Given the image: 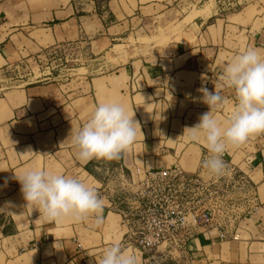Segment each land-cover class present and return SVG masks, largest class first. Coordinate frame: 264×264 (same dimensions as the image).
<instances>
[{
    "label": "crops",
    "instance_id": "crops-1",
    "mask_svg": "<svg viewBox=\"0 0 264 264\" xmlns=\"http://www.w3.org/2000/svg\"><path fill=\"white\" fill-rule=\"evenodd\" d=\"M186 1L0 0V67L24 52L77 44L88 45L93 55H115L121 47L120 56L126 55L107 74L56 84L52 90L30 84L0 96V208L9 205L0 211V264H98L114 241L134 253L138 264H153L152 255L131 238L122 213L129 202L121 189L134 187L137 168L178 166L198 172L207 149L184 135L209 111L198 89L216 86L225 100L216 115L227 120L235 98L220 80L224 66L247 48L264 53V0L248 1L232 14L216 5L209 15L184 22L191 12L189 5L186 13L182 10ZM110 101L125 104L143 133L114 167L118 188L96 176V159L81 161L71 144L94 107ZM225 154L246 175L260 209L240 218L236 239L219 238L215 228L194 231L186 244L191 261L184 264H264V134ZM28 167L96 188L105 204L102 222L95 217L50 222L26 206L15 174ZM169 247L164 242L153 251L187 254Z\"/></svg>",
    "mask_w": 264,
    "mask_h": 264
},
{
    "label": "clouds",
    "instance_id": "clouds-1",
    "mask_svg": "<svg viewBox=\"0 0 264 264\" xmlns=\"http://www.w3.org/2000/svg\"><path fill=\"white\" fill-rule=\"evenodd\" d=\"M220 80L234 92L235 105L227 120L216 115L225 103L220 91L216 86L214 91L201 87L198 91L209 111L194 126L184 129L190 142L205 146L208 154L202 167L217 178L228 171L223 157L230 147H240L250 137L264 133V53L255 48L244 49L224 66ZM138 134L143 135L140 123L125 104L102 102L71 136V144L83 162L113 160L130 148ZM15 179L21 185L26 206L38 209L50 222L66 219L82 222L90 217H95L97 224L102 222L103 198L96 188L78 178L28 167L15 174ZM8 208L6 204L0 211ZM98 264H138V261L134 253L114 241L104 249Z\"/></svg>",
    "mask_w": 264,
    "mask_h": 264
},
{
    "label": "rangeland",
    "instance_id": "rangeland-1",
    "mask_svg": "<svg viewBox=\"0 0 264 264\" xmlns=\"http://www.w3.org/2000/svg\"><path fill=\"white\" fill-rule=\"evenodd\" d=\"M248 1L251 0H187L184 3L186 7H182V10L186 13V8L189 5L191 12L184 22L190 21L199 14L209 15L211 8H216V5L222 7L223 13H237L242 10ZM234 9L235 12H233ZM239 16L241 15L238 14L237 18ZM121 48L116 49L115 55L107 54V56H104L102 53L93 55V52L86 44L57 48L50 47L39 52L34 50V52L29 54L24 52L23 56L0 67V96H3L8 91L30 84L40 86L51 85L50 89L52 90L56 84H65L70 80H77L82 77L110 73L125 59L126 55L120 56L122 54ZM203 160L204 158L200 157L199 164L201 167ZM226 164H228V171L221 177H212L207 171L203 173L202 178L206 182V185H208L203 202L201 204L196 202L193 205L190 204L193 207V211L198 209L204 210L203 208L210 211V215L212 216L210 223L212 225L202 229L217 227L223 235V240L238 238L236 224L240 218L260 209V205L257 204L252 194L253 189L248 183L246 175L242 171H239L236 166L235 170L231 171L229 165H234L228 157ZM96 166V176L118 188L121 180L117 176L116 171H114V167L116 166L115 160L98 159ZM120 192V195L123 194L124 197L131 196L124 189H121ZM187 242V236L184 238L180 237V241L172 239L167 241L170 244L169 249L171 252H186L187 254H184L183 257H181L182 254L176 252L169 253L163 250L154 252L152 249H147L146 253L152 255L150 262L153 264L156 262L172 264L178 258H180L179 263L184 264L191 261L189 250L186 248ZM174 246L176 250H173Z\"/></svg>",
    "mask_w": 264,
    "mask_h": 264
},
{
    "label": "built area",
    "instance_id": "built-area-1",
    "mask_svg": "<svg viewBox=\"0 0 264 264\" xmlns=\"http://www.w3.org/2000/svg\"><path fill=\"white\" fill-rule=\"evenodd\" d=\"M207 154L202 153L201 158L205 159ZM223 159L227 162L226 154ZM199 166L196 173L185 172L178 166L156 171L135 170L138 178L133 188L125 189L131 196H125L129 203L122 213L137 248L153 250L171 239L180 241V237L186 236L189 239L194 231L212 225L210 211L205 208L193 211L191 207L195 202H203L208 186L202 178L206 170ZM229 168L235 170V166ZM214 228L222 239L220 230Z\"/></svg>",
    "mask_w": 264,
    "mask_h": 264
},
{
    "label": "trees",
    "instance_id": "trees-1",
    "mask_svg": "<svg viewBox=\"0 0 264 264\" xmlns=\"http://www.w3.org/2000/svg\"><path fill=\"white\" fill-rule=\"evenodd\" d=\"M114 160H115V163L117 165L118 164V160H120V157L118 159H114ZM97 161H98V159H96L94 163L96 164Z\"/></svg>",
    "mask_w": 264,
    "mask_h": 264
}]
</instances>
